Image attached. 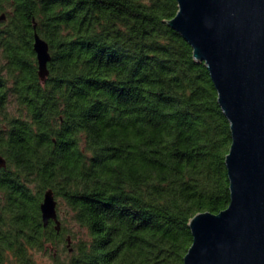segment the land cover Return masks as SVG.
Listing matches in <instances>:
<instances>
[{
    "label": "trees",
    "instance_id": "1",
    "mask_svg": "<svg viewBox=\"0 0 264 264\" xmlns=\"http://www.w3.org/2000/svg\"><path fill=\"white\" fill-rule=\"evenodd\" d=\"M176 10L0 0V264H183L189 219L228 205L229 123L166 23ZM34 31L49 46L44 79ZM48 188L85 230L74 244L42 223Z\"/></svg>",
    "mask_w": 264,
    "mask_h": 264
},
{
    "label": "water",
    "instance_id": "2",
    "mask_svg": "<svg viewBox=\"0 0 264 264\" xmlns=\"http://www.w3.org/2000/svg\"><path fill=\"white\" fill-rule=\"evenodd\" d=\"M176 3L166 23L188 42L194 60L204 63L231 134L225 156L229 203L217 213L198 212L189 219L192 241L183 264H264V0ZM32 47L44 79L49 46L36 31ZM5 165L0 155V167ZM56 206L52 189H46L42 223L52 221L59 231Z\"/></svg>",
    "mask_w": 264,
    "mask_h": 264
},
{
    "label": "rangeland",
    "instance_id": "3",
    "mask_svg": "<svg viewBox=\"0 0 264 264\" xmlns=\"http://www.w3.org/2000/svg\"><path fill=\"white\" fill-rule=\"evenodd\" d=\"M57 201V213L60 219L61 225L65 228L64 237L69 238L68 243L74 244L78 239L83 238L85 235V230L78 226L72 219V213L68 205L64 202L61 197H56ZM74 238H72V237ZM37 259L40 262L46 263L49 261V253H39Z\"/></svg>",
    "mask_w": 264,
    "mask_h": 264
}]
</instances>
